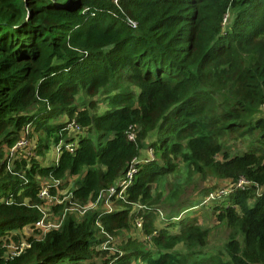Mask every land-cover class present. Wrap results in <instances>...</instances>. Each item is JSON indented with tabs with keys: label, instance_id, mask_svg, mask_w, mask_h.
<instances>
[{
	"label": "trees",
	"instance_id": "16d2710c",
	"mask_svg": "<svg viewBox=\"0 0 264 264\" xmlns=\"http://www.w3.org/2000/svg\"><path fill=\"white\" fill-rule=\"evenodd\" d=\"M263 106L264 0H0V264H264ZM153 132L152 159L136 161ZM181 162L183 184L197 174L226 186L204 184L191 207L215 200L229 230L218 251L203 250L201 214H159L152 185ZM132 164L111 211L69 213L120 191ZM74 177L73 197L52 207L61 224L43 235L44 180ZM139 219L144 241L124 234ZM157 219L168 226L149 229Z\"/></svg>",
	"mask_w": 264,
	"mask_h": 264
},
{
	"label": "rangeland",
	"instance_id": "374dc122",
	"mask_svg": "<svg viewBox=\"0 0 264 264\" xmlns=\"http://www.w3.org/2000/svg\"><path fill=\"white\" fill-rule=\"evenodd\" d=\"M233 19V15L230 14L228 16V19L226 21V25H225V29L227 28V26L230 25V23L232 22ZM101 99V95L100 96H95L93 97L94 101H97ZM91 100V99H88ZM102 105H99V108H101ZM263 108V112H264V106ZM156 135V132H153L150 137L146 140V144L150 143L149 146L151 145V137ZM89 136V135H88ZM231 146H233V150L237 151L240 148V145L237 141H234L231 143ZM146 145L145 147L142 149L143 152L146 149ZM58 155V152L56 150V147H53V145L51 146V149L49 150V153L47 154L46 158L43 160V162L45 164H51L54 162L55 156ZM41 159V158H40ZM181 167H177V171L172 172V174H169L167 176V180H161L159 182H155L152 187L154 188V193H158L159 191L161 192V198L159 200V204L163 207L164 210L159 211V214L161 216V218H171L172 216L176 219L181 217H187L189 214H201L200 217H203V221H201L200 223L202 225H206L205 227H209L211 228V233L209 235L208 241H207V245L203 247L204 251L207 250H211V251H218L220 249L223 248L224 244H226L227 240H228V234H229V230L227 229L226 226H224L222 223H219L217 220V217L215 215L214 209L211 208V206L215 203L214 201H208L203 203L202 205L198 206L197 209H191V207L193 206L194 202H192L193 199H196L197 197H199V195H201L202 190L204 189L203 185L204 184H211V183H215L218 182L215 179H213L212 177H208L207 179L203 180L201 179V177L197 174L194 175V177L192 178V180L188 183V184H183L182 181L185 180L188 177V172L185 169V167H183V163H180ZM75 177L73 179H71L68 182V185L65 186V188H61L60 185H65L64 181L62 180H55L54 182H52L51 179L48 180H44L46 182L45 185H49L46 187H55L56 188V192H57V196L54 197L53 199V203L50 202L49 200H46L45 198H42L43 203L41 205V211L44 212L45 214L48 215L47 219L49 220V224L51 225V227H46L47 223H44L43 226L40 227H36L37 231H40V233H42L43 235H45V233L49 232V230L54 229L55 227H57V225L62 222V219L64 218V215H60L61 212L60 211H52V207L54 205H56V203L60 202L61 205H65L66 202H69L70 199L73 197V191H72V187L74 185L75 182ZM203 181V182H202ZM218 187H222V188H226L225 184H223L222 182H218L217 183ZM223 190L220 191V193L223 194ZM200 200H205V196L204 197H200L197 201L198 202ZM218 200H222L218 199ZM45 201V202H44ZM107 197L103 196L101 198H96L94 200H90L88 202V204L86 205L88 207V210H94V209H98L101 210V208H112L114 206V202L112 203H108L107 202ZM192 202V204H190ZM71 204V203H70ZM68 206H66L65 208H67ZM86 208H83V206H80L79 204H71L70 208L68 209L69 213L74 214L75 212H81L82 214H84L85 212L83 211ZM138 212V208L137 211ZM172 217V218H173ZM153 220V219H152ZM138 222H140V225H138ZM153 226L149 227V229H152L154 226H161L163 228H166V226H168L167 223H164L161 219H157V221H153ZM179 225H177L174 227L175 230H178ZM154 230V229H153ZM152 230V232H153ZM22 233H25V236L27 237H31L34 235V232L26 227L24 229H22L21 231ZM124 234L131 237H137L140 240H145L146 239V233L144 232V229L142 228V222L139 220H137L134 225L131 223L128 230L124 231ZM39 237V236H38ZM107 243L104 244V248L105 249H109L110 255H114L115 252L117 251V249L115 247H107L106 245ZM116 246V245H115ZM16 247V246H15ZM23 247V244L21 246V248ZM10 251L16 254V249L14 248V244L13 241H10ZM175 248L177 249H181L185 251V248H183V245H178ZM99 260L101 259V257H98ZM61 264H72L70 262L64 261ZM134 264V263H133ZM135 264H139V263H135Z\"/></svg>",
	"mask_w": 264,
	"mask_h": 264
},
{
	"label": "built area",
	"instance_id": "2783aa9c",
	"mask_svg": "<svg viewBox=\"0 0 264 264\" xmlns=\"http://www.w3.org/2000/svg\"><path fill=\"white\" fill-rule=\"evenodd\" d=\"M74 127H76V130H79V127L78 126H75V125H73ZM30 145V143L27 141V139H25V138H22L17 144H16V146L15 147H13V149H12V152L11 153H13V151H15L17 148L19 149V148H26V147H28ZM75 146H76V141H74V142H72V143H66L65 144V149H66V151H68V152H71V153H73V150H74V148H75ZM56 150H57V152H58V154L60 155L61 154V150H62V145L61 144H59V145H57L56 146ZM129 171H128V173H127V175H126V177L118 184V186L120 187V191H118L117 190V186H113L112 188H110V189H108V191H106V192H102V193H100L99 194V196H98V198H101V197H103V196H106L107 197V202L109 203L110 202V199L115 195V194H118L119 196H121L122 195V197H123V192L125 191V189L129 186V184L132 182V179H133V177H134V174L137 172V168L135 167V165H133L132 164V166L128 169ZM243 180H241V182H242ZM239 185H241V183H239ZM47 186H49V185H47ZM45 188H43L40 192V197L41 198H45L46 200H49L50 202H52L53 203V199H54V197H56V195H52L51 194V192H49V187H46V186H44ZM45 202V201H44ZM58 203H60V202H58ZM54 204V203H53ZM41 206H39V208H40ZM83 208H86V209H84L83 211L84 212H86V210L88 209V207L87 206H85V207H83ZM110 209H112L111 207L110 208H108V210H110ZM40 210H41V208H40ZM111 211V210H110ZM42 212V211H41ZM47 217H48V215L47 214H45L44 212H43V217L42 218H40V219H38L36 222H35V226L36 227H40V226H43L44 225V223H47L46 224V227H51V225L49 224V220L47 219ZM60 225V223L57 225V227ZM138 225H140V222H138ZM28 228H30L31 230H32V226L30 225V226H27ZM24 245V244H23ZM22 245H20V247H21ZM20 247H18V246H16V247H14L16 250V254H19L20 253V251H21V248ZM15 253H13V255H16Z\"/></svg>",
	"mask_w": 264,
	"mask_h": 264
},
{
	"label": "crops",
	"instance_id": "0c3cea01",
	"mask_svg": "<svg viewBox=\"0 0 264 264\" xmlns=\"http://www.w3.org/2000/svg\"><path fill=\"white\" fill-rule=\"evenodd\" d=\"M151 134H152V133H151ZM149 137H150V136H149ZM149 137H148V138H149ZM155 138H156V135L152 136V137H151V141H153ZM149 144H150V143H147V144H146V141H145V145H146L147 147H146V149L144 150V152H143V150H142L140 156L136 159V161H139V162H141V161H142V162H145V161H147V160L152 159V157H153V155H154V150H152V149L149 148ZM144 147H145V146H144ZM59 157H60L59 154H58L57 156H55L54 161H58ZM51 164H53V163H51ZM103 209H104V208H103ZM135 210H136V209H133V212H132L131 214H133V213L135 212Z\"/></svg>",
	"mask_w": 264,
	"mask_h": 264
}]
</instances>
